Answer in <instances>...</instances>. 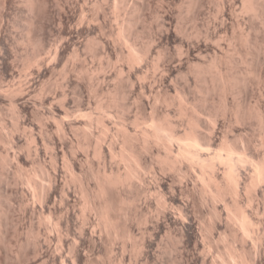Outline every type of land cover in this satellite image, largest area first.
Returning <instances> with one entry per match:
<instances>
[{
  "label": "clouds",
  "instance_id": "obj_1",
  "mask_svg": "<svg viewBox=\"0 0 264 264\" xmlns=\"http://www.w3.org/2000/svg\"><path fill=\"white\" fill-rule=\"evenodd\" d=\"M0 264H264V0H0Z\"/></svg>",
  "mask_w": 264,
  "mask_h": 264
}]
</instances>
